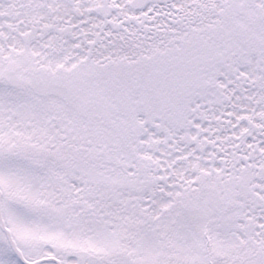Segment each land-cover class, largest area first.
Wrapping results in <instances>:
<instances>
[{"label":"snow or ice","instance_id":"obj_1","mask_svg":"<svg viewBox=\"0 0 264 264\" xmlns=\"http://www.w3.org/2000/svg\"><path fill=\"white\" fill-rule=\"evenodd\" d=\"M0 264H264V0H0Z\"/></svg>","mask_w":264,"mask_h":264}]
</instances>
